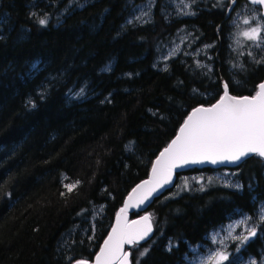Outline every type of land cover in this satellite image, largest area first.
Returning <instances> with one entry per match:
<instances>
[{
	"label": "trees",
	"instance_id": "1",
	"mask_svg": "<svg viewBox=\"0 0 264 264\" xmlns=\"http://www.w3.org/2000/svg\"><path fill=\"white\" fill-rule=\"evenodd\" d=\"M70 1L0 0V264L93 261L126 196L189 113L215 103L225 83L253 96L264 81V54L234 46L247 0H192L187 16L155 0L151 17L132 24L130 3L147 0ZM181 33L184 49L165 59ZM224 169L232 182L175 189L182 175ZM176 186L149 209L154 236L128 248L132 264H190L192 249L243 216L257 235L234 240L227 254L235 264L260 258L264 158L195 167L177 174Z\"/></svg>",
	"mask_w": 264,
	"mask_h": 264
},
{
	"label": "snow or ice",
	"instance_id": "2",
	"mask_svg": "<svg viewBox=\"0 0 264 264\" xmlns=\"http://www.w3.org/2000/svg\"><path fill=\"white\" fill-rule=\"evenodd\" d=\"M253 2L264 5V0H253ZM130 6L134 10H139L141 16L147 15L144 9H151L152 0H148L144 6L131 3ZM32 15L36 16L37 14L33 13ZM141 16H134L127 23L132 24L133 19L139 20ZM261 18L264 19V13H261ZM48 22L47 14L38 18V23L42 27H46ZM248 22L245 21V23ZM261 31L260 27H253L250 32H245L244 35L255 40L259 37ZM228 87L229 85L225 83L224 95L215 105L207 108L201 106L194 109L181 127L180 135L161 153L152 169L156 186L162 187L164 183H167L172 168L180 163L187 164L190 161L195 163L200 158L211 160L212 163H216L217 159L239 161L249 154H256L264 158V83L258 86L259 91L252 97L230 96ZM80 92L83 93V89ZM235 187L237 189L242 188L239 184H236ZM71 190L72 187L70 186L69 191ZM150 191H155V187ZM258 215L260 221L264 223V205L259 209ZM143 219L148 221L149 218L144 217ZM250 219V217H244L238 223H247ZM150 231V225L135 233H129L118 225L117 228L113 229V235L108 238L104 248L97 256L96 264H113L117 258L120 259L121 264H128V254L120 255L122 245L125 243L134 244L138 240H143ZM217 235H219L218 232L216 235L210 236L213 243L218 242ZM228 235L231 236V231L228 232ZM256 235V229L252 227L249 229L248 235L232 236V239L239 240L242 245L250 237ZM219 243L223 244V240L221 239ZM171 247L170 242L169 250H171ZM192 250L196 252V249ZM237 251H239V248ZM146 252L147 249H145ZM145 253H141V255ZM197 260H200V264H224L225 261H228L229 264H235L234 261L230 260L229 254L223 250L210 253L203 260L197 256ZM75 264H86V262L76 261ZM252 264H256V262L252 261Z\"/></svg>",
	"mask_w": 264,
	"mask_h": 264
},
{
	"label": "rangeland",
	"instance_id": "3",
	"mask_svg": "<svg viewBox=\"0 0 264 264\" xmlns=\"http://www.w3.org/2000/svg\"><path fill=\"white\" fill-rule=\"evenodd\" d=\"M88 0H71L69 2L68 8L70 6L74 7L79 3V5L87 3ZM148 0L144 3L138 4L140 6H144ZM155 3V0H152V7L151 9L145 8L144 11L147 12V15L141 16V13L139 10L133 9V17L134 16H141V18L137 21L144 22L148 20L151 17L152 14V8ZM193 2L192 0H168L166 3L167 10L172 15L176 16H187L191 15L193 11ZM251 8L243 6V8H240V12L236 13L237 17V25H243L245 24V27L238 31L236 33V36L234 37V46L236 48H245L246 46L250 48H256L260 50L264 54V19L261 18V11L254 8L255 6L251 5ZM187 13V14H186ZM249 21L248 23H245V21ZM253 27H260L262 29L259 37L255 40L249 39L247 36L244 35L245 32H250ZM186 34L181 33L180 36L176 39V41H173V43L166 48V52L163 55L165 59H169L173 56H176L179 52H181L184 49L185 43H186ZM232 174L233 172L224 169L220 170L216 173H191L187 175H182L180 177L181 183L177 184L175 187L176 191H180L181 187H198L202 188L209 178H216L221 182H232ZM174 193V192H173ZM243 216L240 219L228 222L221 227L217 228L216 230L211 233V235H216L217 232L219 235L216 236L217 243H213L210 239L208 244L204 245V249L201 250V248L196 249L195 254L190 258V264H200V260H197V256L200 257L201 260L206 259L210 253H214L217 250H228L229 245L234 241L232 239V236L237 235H248V231L250 228L254 227V224L252 223L251 219L248 220L247 223H238L244 219ZM231 226V227H230ZM231 231V236L228 235V232ZM210 235V236H211ZM223 240V244L219 243L220 240ZM226 246V247H225ZM252 261H255L256 264H264V252L260 256L258 260H255L254 258H249L245 260L244 264H252Z\"/></svg>",
	"mask_w": 264,
	"mask_h": 264
},
{
	"label": "water",
	"instance_id": "4",
	"mask_svg": "<svg viewBox=\"0 0 264 264\" xmlns=\"http://www.w3.org/2000/svg\"><path fill=\"white\" fill-rule=\"evenodd\" d=\"M250 5H253L255 7H260L261 13H264V5L254 3L253 0H247ZM261 83H264L261 82ZM260 83V84H261ZM259 91V88H258ZM257 91V92H258ZM228 94L233 97H245V96H236L233 95L229 92L228 89ZM224 95V94H223ZM222 95V96H223ZM221 96V97H222ZM254 96V95H253ZM221 97L212 105H215ZM247 97H252V96H247ZM212 105L206 106V105H201L203 107H211ZM197 106L194 109L201 107ZM193 109V110H194ZM193 110L189 113V115L192 114ZM188 115V116H189ZM188 116L186 117L185 121L187 120ZM185 121L183 124L180 126L177 134L175 137L170 141V143L159 153V155L156 157V159L153 162V165L151 167V170L149 172V175L146 179L140 181L131 191L130 193L126 196L123 205L118 209L116 215H115V220L113 223L112 228L110 229L107 237L104 239L99 251L95 255L93 261H86V260H78V261H85L86 264H96V258L100 254L101 250L105 246V242L108 241V238L113 235V229L117 228L119 225L120 228L124 229L125 231L129 233H135L137 231L145 229L148 225L151 226V231L148 233V235L143 239V240H138V242L134 244H123L121 247V252L120 255L122 256L124 253L128 254V264H132L131 260V253L128 248L133 247L136 244H143L148 242L149 240L152 239L154 236L155 228L152 220L151 214L148 212L149 209L151 208L152 204L155 202L156 199L162 197L167 191L173 189L176 186L177 183V174L186 172L189 169L192 168H205V167H211L215 169H220L222 167L225 168H235L241 165L246 159L250 158L253 155L256 154H249L246 157H242L239 161H229V160H221L217 159L216 163H212L211 160L207 159H198V162H189L187 164L180 163L176 167L172 168L171 170V175L168 178V182L164 183L162 187L156 186V181L153 179V167L155 166L156 161L160 158L161 153L164 152L166 148H168L172 142L180 135V129L184 125ZM145 182H150V183H145ZM155 187V191H150ZM143 201V202H142ZM123 209V211H122ZM135 212H141L142 214L132 218V214ZM148 217V221H145L143 218ZM76 262V261H75ZM72 263V264H75ZM113 264H121V261L119 258H117Z\"/></svg>",
	"mask_w": 264,
	"mask_h": 264
}]
</instances>
